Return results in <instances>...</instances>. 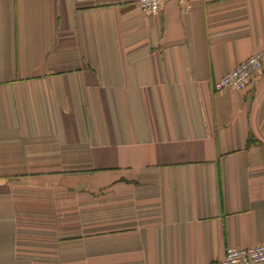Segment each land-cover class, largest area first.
<instances>
[{
    "label": "crops",
    "instance_id": "obj_1",
    "mask_svg": "<svg viewBox=\"0 0 264 264\" xmlns=\"http://www.w3.org/2000/svg\"><path fill=\"white\" fill-rule=\"evenodd\" d=\"M264 0H0V264H215L264 242Z\"/></svg>",
    "mask_w": 264,
    "mask_h": 264
},
{
    "label": "built area",
    "instance_id": "obj_2",
    "mask_svg": "<svg viewBox=\"0 0 264 264\" xmlns=\"http://www.w3.org/2000/svg\"><path fill=\"white\" fill-rule=\"evenodd\" d=\"M168 0H137L140 9L147 14H157ZM183 2L184 0H178ZM264 70V42L245 60L223 74L214 84L216 90L228 88L240 90ZM215 264H264V242L250 246H228L224 256Z\"/></svg>",
    "mask_w": 264,
    "mask_h": 264
}]
</instances>
